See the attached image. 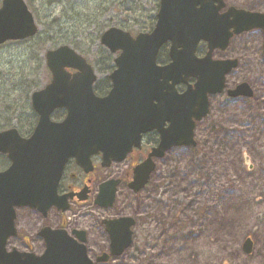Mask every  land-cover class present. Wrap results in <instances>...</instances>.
<instances>
[{
    "label": "water",
    "instance_id": "obj_1",
    "mask_svg": "<svg viewBox=\"0 0 264 264\" xmlns=\"http://www.w3.org/2000/svg\"><path fill=\"white\" fill-rule=\"evenodd\" d=\"M222 5V0H160L157 20L150 32H139L133 37L117 27L106 29L100 36V44L109 52L119 54L109 74L112 87L105 96L95 95L96 74L73 48L60 45L45 52V65L51 78L30 96L31 107L38 116L32 133L22 137L14 127L0 131V153L10 161L8 168L0 171V264H94L85 245L72 241L59 229L41 231L45 250L40 255L8 249L9 239L16 234L15 210L29 207L45 212L54 205L57 182L68 157L82 161L101 152L103 159L121 160L131 147L133 138L126 142L131 135L137 136L133 143L138 144L139 133L172 120L165 112L168 94L172 102L174 97L171 114L176 145L189 143V111L194 105L190 93L179 95L171 88L169 92L167 87L164 91V84L170 78L175 84L185 82L188 71L195 68L191 62L196 61L194 50L201 38H218L230 27L244 29L260 25L264 28V20L256 19L264 15L232 7L221 15L218 10ZM37 31L24 0H1L0 45L31 38ZM166 42H171L172 61L158 66L157 53ZM215 46L220 44L211 45ZM58 108H65L67 112L60 122L51 119ZM167 146L161 143L156 151ZM151 169L149 160L140 164L130 185L135 190L142 188ZM114 192L115 182L102 184L97 203L104 200L105 205L112 204ZM126 220L123 230L120 223ZM130 220L106 221L111 229L112 254L119 253L129 242ZM243 249L250 252L249 239L245 240ZM104 258L98 257L96 261Z\"/></svg>",
    "mask_w": 264,
    "mask_h": 264
},
{
    "label": "flooded vegetation",
    "instance_id": "obj_2",
    "mask_svg": "<svg viewBox=\"0 0 264 264\" xmlns=\"http://www.w3.org/2000/svg\"><path fill=\"white\" fill-rule=\"evenodd\" d=\"M158 7L159 1L157 11ZM231 7L264 15V0H223L218 13L222 15ZM256 19L264 20V18ZM155 20H157L156 17ZM215 43L220 46L211 47ZM170 49L171 42H166L160 47L156 58L158 66L171 63ZM250 50H252L251 54ZM114 57L115 55L113 60ZM194 58L196 61L191 62V67L195 68L188 71L185 82L175 84L170 78L164 84V91L167 87L169 92L171 88L179 95L185 92L190 93L191 102L194 105L189 111L191 114L189 130L191 136L187 139L189 143L176 145L175 124L171 114L172 110L174 112V97L172 102V96L168 94L169 100L165 112L172 120H166L151 130L139 133L138 144L133 143L136 135L126 138L128 139L124 140L126 142L132 138L133 140L129 151L121 160L103 159L101 152L93 153L88 159L82 161H78L74 156L68 157L57 182L56 203L45 212L29 207L17 208L15 211L16 234L9 239V243L18 235L17 218L18 215L20 216L18 212L28 209L34 212L38 219L45 221L44 225L42 224L33 233V240L41 242V248L35 254L40 255L45 250V239L41 235L44 228L59 229L77 244L81 242L85 245L87 255L94 264L97 262L103 264L109 260L125 261L135 252L144 253L143 248L139 246L144 244L143 239L141 238L140 244L137 241L139 233L141 234V226L144 224L141 195L151 181L153 182V176H157L152 197L156 198L157 205L163 207L162 212L159 211L156 216L158 230L154 243L157 244L165 237L166 232L169 234L170 226H175L174 176L177 168L174 164L179 159H188L189 163L202 165L198 167L204 170L202 185L205 189L198 195L204 202L203 210L219 207L224 201L225 194L233 200L239 197L240 181L236 179L226 183L228 192L223 193L222 190L220 194L218 184L216 191L213 192L212 181L216 179L224 185V175L250 176L251 183L248 182L250 185L247 188L248 191L254 192L258 185L257 176H264V91L260 93L258 91L256 94L252 83L256 84V81L260 80L258 69H264V28L260 25L244 29L230 27L218 38H201L196 44ZM113 69L114 66L108 74ZM111 87V80L107 75L102 93L98 91L95 93L105 96ZM153 103L157 104V100H153ZM56 112V121H62L66 116V110L60 108ZM257 133H262L263 136L258 138V145H253L252 136ZM246 138L250 145L248 148H246ZM161 143L168 146L162 151H156ZM244 149L247 150L246 153L243 152ZM0 155L6 161V165L0 169L3 171L7 169L10 161L5 155ZM148 160L152 164L149 179L142 188L135 190L130 185L135 176V169ZM190 174L191 170L188 171L189 176ZM161 176H166L168 180L164 185L161 184ZM112 181L115 182L112 204L105 205L107 202L104 200L97 203L100 186L105 183L111 185ZM166 193L167 201L166 197H160L166 196ZM257 197L255 204L263 205L264 182L261 193ZM166 208L168 209L167 221L164 218ZM119 218L131 219L132 224L129 227L131 236L127 245L119 253L112 254L111 229L106 221ZM126 223H128L127 220L120 223L122 229ZM28 239L26 238L25 241H30L31 237ZM95 239L104 243L105 250L93 256L90 255L88 247L89 243ZM250 240L252 242L251 237ZM27 248L33 252L32 247ZM103 256H105L104 260L96 261L98 257Z\"/></svg>",
    "mask_w": 264,
    "mask_h": 264
},
{
    "label": "rangeland",
    "instance_id": "obj_3",
    "mask_svg": "<svg viewBox=\"0 0 264 264\" xmlns=\"http://www.w3.org/2000/svg\"><path fill=\"white\" fill-rule=\"evenodd\" d=\"M158 1L24 0L38 32L33 38L9 41L0 46V131L15 127L22 136H27L34 127L37 116L31 108L30 95L50 79L44 59L47 50L60 45L73 48L92 63L97 74L95 89H104L105 77L113 67V55L99 44L100 35L109 27L120 28L132 35L150 31L155 22ZM258 71L260 80L256 84L252 82L256 94L264 91V69ZM56 116L57 112L52 118L56 120ZM260 136L263 134L252 136L253 145H258ZM247 139L246 148L250 146ZM189 162L188 159H179L174 164L177 168L174 176L175 226H170L169 234L166 232L164 238L154 243L158 230L156 216L163 207L157 205L156 198L152 197L157 177L153 176V182L142 193L140 201L144 224L137 241L140 244L143 239L144 244L139 246L144 253L135 252L128 260H109L103 264H264V203L261 206L255 204L263 188L264 176H257L258 185L254 192L248 191L250 176L224 175V185L215 179L212 181L213 192L218 184L220 194L222 190L223 193L228 192L226 183L231 179L239 180V197L233 200L225 194L219 207L203 210L204 202L198 193L205 189L202 185L204 170L198 167L201 164ZM4 165L6 161L0 155V169ZM161 177V184H166V176ZM165 195L160 197H166L167 201V193ZM167 211L166 208L165 221ZM18 214V235L10 240L8 249L27 251V247H32L31 251L38 253L41 242L33 240V233L45 221L28 209ZM248 236L252 238V250L246 253L243 244ZM28 237H31L30 241H25ZM101 242L95 239L89 243L90 255L105 250Z\"/></svg>",
    "mask_w": 264,
    "mask_h": 264
},
{
    "label": "trees",
    "instance_id": "obj_4",
    "mask_svg": "<svg viewBox=\"0 0 264 264\" xmlns=\"http://www.w3.org/2000/svg\"><path fill=\"white\" fill-rule=\"evenodd\" d=\"M97 91H98V90H97ZM102 91H103V90L101 89V90L98 91V93H102Z\"/></svg>",
    "mask_w": 264,
    "mask_h": 264
}]
</instances>
